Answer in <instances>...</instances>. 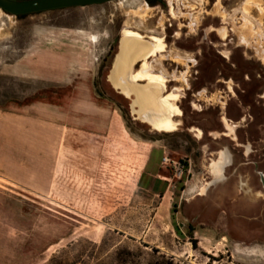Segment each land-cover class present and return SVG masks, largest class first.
<instances>
[{"label":"rangeland","instance_id":"rangeland-1","mask_svg":"<svg viewBox=\"0 0 264 264\" xmlns=\"http://www.w3.org/2000/svg\"><path fill=\"white\" fill-rule=\"evenodd\" d=\"M226 1L218 0L209 13L206 0H167L163 9L149 8L146 0H111L22 17L0 9V103L68 86L73 88L68 96L73 102L87 100L115 109L132 136L123 133L115 150L107 144L106 168L95 189L75 191L77 206L43 201L41 206L10 208L8 233L0 237V264H48L52 256L62 264H264V191L254 174L247 191L240 149L229 143L233 163L222 179L212 180L206 169L213 157L209 152L227 143L207 135L220 129L218 100L230 102L223 80L232 79L229 84L240 96V89L260 86L259 81L264 84L256 75L264 66V0H228L232 4L227 8H233L231 23L228 19L233 43L213 46L203 38L197 77L175 68L177 64L180 70L192 69L188 65L195 61L186 65L188 58L194 60L187 41L195 38L202 15L210 23L214 13L227 20L222 6ZM183 16L189 17L187 34L177 28L169 43L164 26L181 25ZM124 31L164 43L162 51L150 55L145 68L148 75L161 77L165 94L177 96L181 114L173 117L179 123L176 129L156 131L137 120L131 112L132 98L108 81ZM215 48L227 49L230 59L218 55ZM247 73L250 80H245ZM182 86L189 89H173ZM201 87L217 89L219 99L213 97L198 112L193 108H200L201 102L193 93ZM40 98L49 100L46 95ZM227 108L229 115L237 116L235 108ZM192 126L204 131L200 139L187 130ZM236 131L241 139V126ZM142 139H161L169 145L165 155L182 161L181 176L163 163V178L155 180L152 190L137 186L130 162L136 155L140 168L149 149ZM161 156L162 149L155 147L152 162L160 163Z\"/></svg>","mask_w":264,"mask_h":264},{"label":"crops","instance_id":"crops-1","mask_svg":"<svg viewBox=\"0 0 264 264\" xmlns=\"http://www.w3.org/2000/svg\"><path fill=\"white\" fill-rule=\"evenodd\" d=\"M186 61L188 65L194 60ZM249 79L250 74H245V80ZM229 80H223L228 87ZM231 87L227 92L230 102L219 99L217 89L212 92L208 91V87H201L193 93L201 102L200 108H193L198 112L203 110L202 105L206 107L205 103H211L209 101L213 97L219 99L220 129L209 131L207 135L217 143H227H221L209 152L213 157H209L206 169L212 180L222 179L226 167L233 163L234 153L229 143L232 148L236 146L240 149L241 164L245 165L251 147L250 135L256 136L260 126L257 119L261 115L259 101H264V90L255 95L249 92L246 101L247 95L242 92L244 88L240 89V96ZM71 89L68 86L56 87L44 91V94L39 91L20 100L8 98L0 103L1 238L8 233L12 207H36L41 206L43 201L54 206H77L75 191L95 189L106 168L107 144L112 143L115 150L122 141L123 133L132 137L115 109L87 100L73 102V98L68 97L73 95ZM41 95L48 96L49 100H42ZM229 105L237 110L236 117L227 112ZM248 114H252L254 121H249ZM239 126L241 139L236 131ZM187 130L193 131L198 139L204 135L200 127L192 126ZM142 140L149 144V149L141 160L140 168L136 155L130 167L135 169L137 186L152 190L155 180L163 178L160 168L164 167L162 161L157 164L152 162V151L155 147L160 148L163 156L169 151V145L161 139ZM185 156L191 159L190 153Z\"/></svg>","mask_w":264,"mask_h":264},{"label":"bare ground","instance_id":"bare-ground-1","mask_svg":"<svg viewBox=\"0 0 264 264\" xmlns=\"http://www.w3.org/2000/svg\"><path fill=\"white\" fill-rule=\"evenodd\" d=\"M218 32L225 37V28L219 29ZM95 39L93 36V40ZM242 40L246 42L244 37ZM163 47L164 43L158 38L151 36L145 39L140 33L124 31L107 77L113 88L124 94L123 96L127 95L126 98H132L131 112L137 120L148 124L156 131H171L178 125L173 117L181 114L175 103L177 96L172 93L165 94L163 91L165 84L159 79L161 77L154 78L148 75L145 68L150 55L157 50L162 51ZM137 62H140L139 67L132 71V65ZM212 164L215 162L212 161Z\"/></svg>","mask_w":264,"mask_h":264},{"label":"flooded vegetation","instance_id":"flooded-vegetation-1","mask_svg":"<svg viewBox=\"0 0 264 264\" xmlns=\"http://www.w3.org/2000/svg\"><path fill=\"white\" fill-rule=\"evenodd\" d=\"M164 1L167 0H146L147 3L151 4V7L149 8H161L163 9V3ZM218 3V0H206V6H205V12L209 13V11L214 8ZM222 3V2H221ZM232 2L231 1H226L225 5H222L223 8L225 9L226 12V19L227 20H223V17L218 14V13H214V15L211 17V23L210 21H207L209 19L208 16H204L202 15L201 18L202 20L200 21L197 30L195 31V38L192 41H187L189 42L187 45L189 48H192L191 50H189L188 52L191 53L194 57V64H190L188 65L190 68H192L191 70H184V69H179V65H175V68L177 69L178 72H184L186 73V75L190 76V77H197V75L201 72V55H202V50H201V44H202V39H206L209 43H212L213 46L216 45H224V46H228V44H232L233 43V28L231 27L230 23L232 21V17L231 13H232V7L227 8L228 5H231ZM166 12L167 14L170 15V10L169 8H166ZM230 18V19H229ZM169 19V18H168ZM228 19L230 21V23L228 22ZM182 23H180L181 25H179V23L176 22H169L167 25H165V30H164V36L165 39L171 43L170 38H172L175 34H176V29L178 28L180 31L179 33L182 35H186L187 34V28L189 26V17L188 16H183L181 18ZM223 24H226L225 26H223ZM208 27H211L210 31L213 32V35L209 34V32H206V29ZM226 30L225 33V37L221 36L218 32L219 29H224ZM214 40L215 42L213 43ZM220 40V41H219ZM214 51L220 55L221 57L226 58L227 60L230 59V55L227 49H223V48H215ZM173 60V59H172ZM188 61H190V59L188 58ZM169 64L172 65V63L170 62ZM264 65V62H263ZM222 73V72H219ZM257 77L260 79L264 80V66L260 67V70L256 73ZM248 77V76H247ZM250 80V79H249ZM228 82H231L230 80ZM260 86H256V87H247L242 89V92H244L247 96H246V101H248V95L249 92L255 94H258V92H262L264 90V84L261 83V81H259ZM258 84V85H259ZM229 88H232L231 85L229 84ZM173 89L175 90H183L185 89L184 87L181 88H177L174 87ZM264 97V93L262 95ZM260 106L262 107L261 109V115L259 117V119H257L258 123H259V130L256 134V136L254 135H250V140H251V144H250V150L249 153L247 155V157L245 158V162L244 164L246 165L245 168V186L247 187V191L249 192L251 190V179L252 174L255 175L256 180L258 182V185L262 188V190L264 191V101L260 100L259 101ZM249 117V121H254V117L252 116V114H248ZM225 119V118H224ZM223 119V120H224ZM227 121V119H225ZM248 123V122H247ZM246 123V125H247ZM256 137V139H255ZM264 196V193L262 194Z\"/></svg>","mask_w":264,"mask_h":264},{"label":"water","instance_id":"water-1","mask_svg":"<svg viewBox=\"0 0 264 264\" xmlns=\"http://www.w3.org/2000/svg\"><path fill=\"white\" fill-rule=\"evenodd\" d=\"M108 1L111 0H0V9L18 15L58 8L85 7Z\"/></svg>","mask_w":264,"mask_h":264},{"label":"built area","instance_id":"built-area-1","mask_svg":"<svg viewBox=\"0 0 264 264\" xmlns=\"http://www.w3.org/2000/svg\"><path fill=\"white\" fill-rule=\"evenodd\" d=\"M161 160H162V162L164 164H167V165L172 166L173 171H174V175H176L177 177H180L181 176V174L184 171V164L182 163V161L177 160V159L169 158L165 154H163Z\"/></svg>","mask_w":264,"mask_h":264},{"label":"trees","instance_id":"trees-1","mask_svg":"<svg viewBox=\"0 0 264 264\" xmlns=\"http://www.w3.org/2000/svg\"><path fill=\"white\" fill-rule=\"evenodd\" d=\"M24 15H26V14H18V15H16V16H18V17H22V16H24ZM48 264H62V262L60 261V262H58V261H56V257L55 256H52L50 259H49V263Z\"/></svg>","mask_w":264,"mask_h":264}]
</instances>
